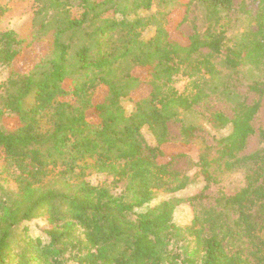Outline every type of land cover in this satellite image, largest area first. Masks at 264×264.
Returning <instances> with one entry per match:
<instances>
[{
	"label": "trees",
	"instance_id": "obj_1",
	"mask_svg": "<svg viewBox=\"0 0 264 264\" xmlns=\"http://www.w3.org/2000/svg\"><path fill=\"white\" fill-rule=\"evenodd\" d=\"M35 1L30 34L0 29V69L10 66L0 80V264H264V130L252 124L264 94V0H157L155 12V0ZM6 11L0 4V21ZM192 11V32L172 36L171 14L179 27ZM41 38L46 53L15 70ZM241 79L258 96L251 103ZM210 95L231 116L197 118ZM169 121L180 122L179 140ZM203 131L212 142L202 141L194 177L205 184L178 196L193 178L174 164ZM256 132L259 146L244 153ZM238 170L239 189L201 204L211 181ZM181 204L192 207L188 224L173 220Z\"/></svg>",
	"mask_w": 264,
	"mask_h": 264
},
{
	"label": "rangeland",
	"instance_id": "obj_2",
	"mask_svg": "<svg viewBox=\"0 0 264 264\" xmlns=\"http://www.w3.org/2000/svg\"><path fill=\"white\" fill-rule=\"evenodd\" d=\"M242 2H250V0H233L234 8L237 9L238 5ZM0 4L4 5L7 8L4 16L1 18L0 21V29H13L19 37H26L30 34L32 23H33V16L34 10L37 8V3L35 0H0ZM157 0L154 1V5L151 8V12H155L157 10ZM252 10H255V6L251 5ZM71 12L73 16L78 14L80 8L76 7V5L71 7ZM148 12H142V14H147ZM194 14H197L196 11H192L189 14V19L179 27H176L177 21L179 20L181 15L171 14L170 20H168L167 28L169 29L172 36L178 37L180 35V31L184 35H188L192 32V18ZM153 32V26H148L143 34L145 37L150 36ZM48 42L46 38H41L36 40L32 43V45L25 49L22 54L15 58L12 63V66L17 71H22L24 69L29 68L34 63H36L47 51L48 49ZM10 69V66L7 68L0 69V80L6 77L7 71ZM136 70V69H135ZM185 84V79L178 80L176 86L182 90ZM237 89L246 96L247 101L251 103L252 101L256 100L258 96L254 92H250L247 89L245 82L241 79L236 81ZM143 88H140L135 92V94H140L143 92ZM101 97V93L98 91L95 94L94 100H99ZM123 105L129 111L132 109V106L126 100L123 101ZM196 110V117L198 118L199 113L201 116L208 117L212 112L220 110L226 113L227 115L231 116L232 111L230 109V105L224 101L223 99L215 96L210 95L206 100L202 101L200 104L194 107ZM16 119L14 116H4L3 122L6 126L11 123H14ZM253 127L258 132L259 129L264 130V94L260 98V106L252 120ZM180 122L178 121H169L168 129H169V137L171 140L176 141L179 140L180 137ZM257 132L251 135L247 141L246 148L244 149V153L250 152L255 150L259 146V140L257 136ZM226 130L218 133V134H225ZM202 136L204 139L198 138L196 139L195 143L192 145L189 153L187 156L179 158L176 160L174 164V168L180 171H184L190 177L193 178L191 183L186 187L184 190L178 192V196H189L192 195L202 189L205 182L203 181L202 177L196 175L194 177L195 172L198 170L195 168L194 164L197 159L198 151L203 146L204 143L202 141H206L208 144L212 142L211 136L208 134L207 131H203ZM144 139L148 143H153V136L147 131L143 130ZM166 150L174 148V146L169 145L165 146ZM91 180H96L99 178L97 175H91ZM243 185V173L238 171L233 172H222L217 176L216 181H211L209 183L208 188L205 190V194L207 197L201 202L202 205L209 207L214 205L215 198L221 195H227L235 192ZM159 200L156 198L152 200V204ZM192 207L188 204H181L176 207L173 220L179 224H188L192 219ZM42 221L40 219L36 220L32 224H30V228L32 232L37 231V228L42 225Z\"/></svg>",
	"mask_w": 264,
	"mask_h": 264
}]
</instances>
